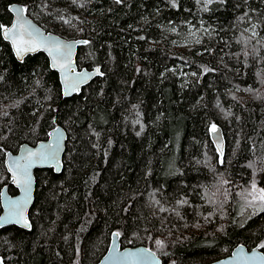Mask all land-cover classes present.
<instances>
[{"label":"trees","instance_id":"1","mask_svg":"<svg viewBox=\"0 0 264 264\" xmlns=\"http://www.w3.org/2000/svg\"><path fill=\"white\" fill-rule=\"evenodd\" d=\"M13 3L46 31L88 41L77 64L103 75L65 98L48 58L19 62L0 30V195L17 194L7 152L57 126L68 134L61 173L36 171L31 230L0 229L4 264H98L114 232L163 264L264 244V211L238 215L240 191L264 188V0H0V26ZM199 26L211 31L200 44L175 43L173 28Z\"/></svg>","mask_w":264,"mask_h":264},{"label":"water","instance_id":"2","mask_svg":"<svg viewBox=\"0 0 264 264\" xmlns=\"http://www.w3.org/2000/svg\"><path fill=\"white\" fill-rule=\"evenodd\" d=\"M25 9L26 7L20 3H13L9 5L8 10L12 15V21L10 25L4 26L3 28H7V29L12 28V26L17 23L18 16L22 15L23 19L21 23H24L25 26L29 28V31H32L34 34L38 33L39 35L37 36V39L45 40L47 43L46 45L44 43H41L40 46L37 47L34 51L23 52L18 56L11 40L6 39L3 31H1L3 39L10 44L15 58L19 62L21 63L24 62V60L29 56H34L39 53L44 54L49 60L50 68L53 71H55L59 76L62 94L65 98H70L74 95L80 94L86 86L92 83L97 77L102 76L95 74L97 68L100 70V72H102L100 66H96L92 69L90 68L88 69L86 67L80 68L78 66L77 64L78 51L79 48L85 44H79L77 42L84 40L67 39L56 33L46 31L34 19H32L28 15L27 11H22ZM55 41H60L62 44L72 45L70 60H71V68L74 71H68L67 69H64L62 71L59 67V64H57V66L55 67L53 66L54 65L53 57L49 54V51L46 50V48L52 47ZM59 59L60 58H58V60ZM60 62H66V61L61 60ZM79 74H86L88 78L81 81L78 79ZM65 77H67V82L65 81ZM73 85L76 86L75 90H71L70 94L65 95L66 88H71ZM217 128L219 129L218 133H213L210 130V138L221 160L223 159L225 153L226 140L221 126L217 125ZM57 130H59V133H57ZM67 140H68L67 131L62 126H57L49 131L47 139L41 140L33 146L27 143L22 144L17 153L7 152L5 156V167L12 181V186L17 190V194L15 195L10 194L8 186H5L1 190L0 200H1L2 212L0 214V218L8 217L10 212L13 211L12 202H21L18 210L22 212L24 219H26L32 227V223L30 219V211L35 201V193L37 187V181L35 175L36 171L43 169H54L56 173H61L64 167L63 160L66 151ZM57 141L59 142L60 147L55 161L36 160L33 166L28 170L27 177H25L15 168L16 161H20L21 164L25 163L24 158L27 157L29 152L45 151L47 150L48 145H54ZM218 147L220 148V151H222L223 153L222 157L220 155V151L217 150ZM10 168L12 170H10ZM27 178H30L31 186H30V192L27 194V202L23 203L26 200L27 185L24 183V181ZM12 226L21 228L23 230H28V231L31 230V227L30 228L24 227L22 223L18 224L12 222L5 223L2 227H0V229L12 227ZM115 233L117 232L113 233L109 248L98 264H115V262L110 259L113 255L114 249H118L120 253L139 252L145 249H150L145 245L123 247L121 244V235L117 237L114 236ZM151 251L155 254V260L152 261L151 264H157V262L158 264H163L162 259L157 255V253L154 252L153 250ZM249 257H256L257 259H248ZM260 257H264V252L261 250L260 246L248 248L244 244H239L232 250L229 256L208 264H264V260L259 259ZM0 260H2L4 264V259L2 257H0ZM121 264H132V262L131 261L121 262Z\"/></svg>","mask_w":264,"mask_h":264},{"label":"snow or ice","instance_id":"3","mask_svg":"<svg viewBox=\"0 0 264 264\" xmlns=\"http://www.w3.org/2000/svg\"><path fill=\"white\" fill-rule=\"evenodd\" d=\"M73 3L76 2V0H72ZM117 3L122 2V0H116ZM173 7L176 6V0H171ZM199 3L200 0H197ZM213 0H205V3H212ZM82 6V5H81ZM19 11V10H18ZM22 11H27L22 10ZM23 17L22 15L18 16L17 23L12 26V28L7 29L3 28V26H0V30L3 31L4 36L6 39H10L17 55L19 56L23 52L27 51H34L37 47L40 46L41 43H44L46 45L45 40H39L37 39L38 33L34 34L32 31H29V28L25 26L24 23H21ZM65 23H71V21H64ZM255 25H252V35L255 36L257 33L254 31ZM192 35L195 36V33H192ZM199 43V39L196 41ZM79 44H88L89 42L84 41H78ZM71 44H62L60 41H55L52 45V47H47L46 50L49 51V54L53 57L54 61V67L59 64L60 69L63 71L64 69H67L68 71H74L71 68ZM58 58H60L58 60ZM61 60H65L66 62H60ZM139 71V69H137ZM205 72L209 71V69L205 68ZM96 75H103L102 72L97 68ZM195 75V73H193ZM88 76L86 74H79L78 79L83 81L87 79ZM65 81L67 82V77H65ZM75 85H73L71 88H66L65 95L70 94L71 90H75ZM211 132L218 133L219 129L215 124H212L210 127ZM57 133H59V130H57ZM59 142L57 141L54 145H48L47 150L41 151V152H29L27 157L24 158L25 163L21 164L20 161L15 162V168L22 173L25 177L28 176V170L33 166L34 162L36 160H49V161H55L56 156L59 152ZM220 151V148L217 149ZM221 157L223 156L222 151H220ZM220 163H223V160L221 159ZM251 167V165H249ZM10 170H12L10 168ZM59 170V169H57ZM24 183L27 185L26 187V200L23 203L27 202V194L30 192V186H31V180L30 178H27ZM222 183L227 184L228 181H222ZM251 195L253 197V200L248 201L249 204H251L253 201H258L260 204L264 205V188L257 189L255 183L251 186ZM13 203V211L10 212L8 217L0 218V227H2L5 223H22L24 227L30 228L31 225L28 223L26 219H24L22 212L18 210L19 205L21 202H12ZM180 204L187 203L186 200L179 201ZM164 210V209H162ZM261 211H264V207L261 208ZM120 233L117 232L114 234V236H119ZM158 247L163 248L164 242L161 240H155L154 242ZM261 248H264V244L260 246ZM115 262V264H121V262H128L131 261L132 264H151L152 261L155 260V254L150 249H145L143 251L139 252H127V253H120L118 249H114L113 255L110 258ZM248 259H257L256 257H249ZM259 259L264 260V257H260ZM0 264H3V261L0 260ZM158 264V262H157Z\"/></svg>","mask_w":264,"mask_h":264},{"label":"rangeland","instance_id":"4","mask_svg":"<svg viewBox=\"0 0 264 264\" xmlns=\"http://www.w3.org/2000/svg\"><path fill=\"white\" fill-rule=\"evenodd\" d=\"M252 25H255L254 31L257 33L255 37H258L257 24H251L247 26V29L252 34ZM172 32L176 36L175 43L181 46H191L195 44H200L205 37L211 34V31L204 26H199L197 28L190 27L185 33H181L176 28H173ZM192 33H195V36L192 35ZM197 39H199V43L196 42ZM179 71H182V69H180ZM215 125L217 126V124ZM256 187L257 189H261V187L257 185ZM251 191V186L240 191V207L238 211V215L240 216V223L246 222L252 215H255L256 213L261 211L262 207H264V205L260 204L258 201H253L251 204L248 203V201L253 200V197L249 195Z\"/></svg>","mask_w":264,"mask_h":264},{"label":"bare ground","instance_id":"5","mask_svg":"<svg viewBox=\"0 0 264 264\" xmlns=\"http://www.w3.org/2000/svg\"><path fill=\"white\" fill-rule=\"evenodd\" d=\"M257 73V72H256ZM260 76V75H259Z\"/></svg>","mask_w":264,"mask_h":264}]
</instances>
